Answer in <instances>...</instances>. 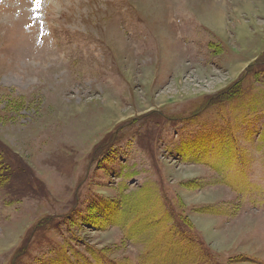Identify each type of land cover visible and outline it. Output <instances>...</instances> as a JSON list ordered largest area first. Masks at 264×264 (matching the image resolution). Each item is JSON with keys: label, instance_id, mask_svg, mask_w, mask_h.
Wrapping results in <instances>:
<instances>
[{"label": "rangeland", "instance_id": "rangeland-1", "mask_svg": "<svg viewBox=\"0 0 264 264\" xmlns=\"http://www.w3.org/2000/svg\"><path fill=\"white\" fill-rule=\"evenodd\" d=\"M0 150V264H264V0H0Z\"/></svg>", "mask_w": 264, "mask_h": 264}, {"label": "trees", "instance_id": "trees-1", "mask_svg": "<svg viewBox=\"0 0 264 264\" xmlns=\"http://www.w3.org/2000/svg\"><path fill=\"white\" fill-rule=\"evenodd\" d=\"M0 155H3V152H1V150H0ZM9 175H10V170L8 168V164L6 163L4 158L0 157V184L3 183L5 181V179ZM141 201H143V199ZM123 204H124V202L121 203V205H123ZM126 206L127 207L121 206L122 209H120V210L122 212V215H123V218L125 220V223L129 224L130 229L134 227L133 231L136 233V231L139 232V231L143 230V228L151 225V227H152L151 233L154 235V237L161 236L160 244H158L157 242L155 243V244L159 245V248H158L159 251L157 253H155V254H158V253L159 254H164V253L167 254L169 251L170 252H175L176 256H178V258H176V259L179 260L180 258H182V256H184L187 253L186 247L181 248L179 246H174V249L178 250V252L177 251H172V249L170 248V246L172 244L176 245L175 240L172 237V233H178V234L181 233L182 237L183 236H188V237H190L192 239L190 233L187 230L183 231V232H179L177 225H175L174 227H170V223L169 224L160 225L158 222H154V223L153 222H151V223L146 222L145 224H141L139 226V225L136 224V220L138 218H140V217H144L145 209L144 208L141 209L139 206L136 207V206L131 205L129 203H126ZM139 210H142L140 215L138 213L139 216L136 215V214L135 215L131 214L132 211L137 212ZM181 212H180L179 216L182 219H184V220L188 219L186 214L183 211H181ZM114 214H116L115 220L118 221L121 215L119 214V212L117 214L116 210H115ZM167 215H168V212L165 213L166 217H167ZM169 234L171 235V238L170 239H166V236L169 235ZM180 239H182V238H180ZM192 241H193V239H192ZM180 243H182V241ZM197 243H198V241H197ZM197 254H199V253L197 252ZM202 257L205 258V255L202 254ZM97 258H98V263L97 264H109L107 261L102 260V256H97ZM161 262H163V261H161ZM164 263H165V261H164ZM84 264H93V263H91L90 259L88 258L85 261Z\"/></svg>", "mask_w": 264, "mask_h": 264}, {"label": "snow or ice", "instance_id": "snow-or-ice-1", "mask_svg": "<svg viewBox=\"0 0 264 264\" xmlns=\"http://www.w3.org/2000/svg\"><path fill=\"white\" fill-rule=\"evenodd\" d=\"M34 3L36 5V7L39 8V6L41 4V0H34Z\"/></svg>", "mask_w": 264, "mask_h": 264}]
</instances>
